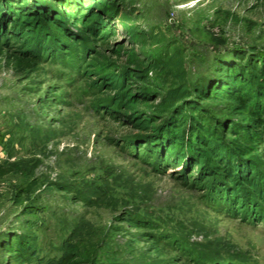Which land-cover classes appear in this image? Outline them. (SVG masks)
<instances>
[{
	"label": "rangeland",
	"instance_id": "374dc122",
	"mask_svg": "<svg viewBox=\"0 0 264 264\" xmlns=\"http://www.w3.org/2000/svg\"><path fill=\"white\" fill-rule=\"evenodd\" d=\"M103 1L135 18L142 45L114 21L108 44L77 32L76 45L64 39L66 54L54 48L20 74L0 69V167L11 170L0 177V264H46L64 245L70 264H264V204L244 185L233 190L222 169L213 180L236 192L238 205L212 192V179L195 182L185 144L175 146L180 161L153 152L160 144L124 121L103 85L133 68L116 44L135 49L149 84L130 82L155 105L177 87L220 79L234 56L264 58V0ZM200 106L225 152L264 188V133L249 138L246 115L225 102ZM145 143L152 153L141 151ZM31 181L36 190L24 191Z\"/></svg>",
	"mask_w": 264,
	"mask_h": 264
},
{
	"label": "trees",
	"instance_id": "16d2710c",
	"mask_svg": "<svg viewBox=\"0 0 264 264\" xmlns=\"http://www.w3.org/2000/svg\"><path fill=\"white\" fill-rule=\"evenodd\" d=\"M114 21L127 30L132 41L143 44L141 32L134 24L135 18L123 13V9L120 11L119 6L110 1L0 0V69H9L20 74L32 68L44 55H52L54 48L66 54L70 48H66L68 45L65 40L76 45L80 40L77 32L94 42L103 40L108 44L106 41L115 36L111 27ZM114 52L129 57L133 68L131 71L108 75L103 80V85L107 90L116 93L112 99V107L117 106V109L124 110V121L144 132L148 143L160 144V147L156 146L151 150L154 152L158 149L159 155L163 153V159L172 157L174 153V159L180 161L183 155L175 152V146L180 145L182 148L185 144L192 156L187 158L184 166L194 169L193 173L197 175L195 182L203 178L202 185L212 179V192L217 194L221 191L228 199L234 198L238 205L236 192L233 194V191H229L226 194V189L213 180V176H219L222 171L226 183L234 185L233 190L238 189V184L244 185L248 193H252L259 203L264 204V188L258 189L253 180L249 179L250 169L234 162L231 153L225 152V147L219 143L220 139L214 136L215 133L219 134L218 129L208 128L200 106L201 102H225L233 116L243 118L246 115L244 130L249 138L264 133V58L249 60L244 56H234L235 64L221 65L225 75L220 79L213 83L200 82L191 92L186 86L177 87L155 105V99L139 94L130 82L129 78L135 77L149 84L146 76L141 73L143 62L137 57L135 49H126L123 44H116ZM191 98H195V102L189 100ZM137 107L141 112L134 111ZM164 115L168 116L164 127L157 126L155 129L154 126ZM186 126L190 135L187 141L183 140L182 135ZM220 127L225 136L233 132L227 125ZM140 149L152 153L146 143ZM210 162L220 164L222 168L215 166V170H212L206 166ZM228 165L231 168L227 171ZM10 171L0 167V177ZM36 188L35 182L31 181L27 183L24 191L33 192ZM71 258V247L64 245L61 257L46 264H70Z\"/></svg>",
	"mask_w": 264,
	"mask_h": 264
}]
</instances>
